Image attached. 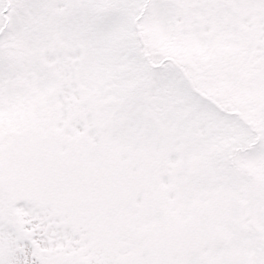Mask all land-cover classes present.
Returning a JSON list of instances; mask_svg holds the SVG:
<instances>
[{
  "label": "snow or ice",
  "instance_id": "6c2138e0",
  "mask_svg": "<svg viewBox=\"0 0 264 264\" xmlns=\"http://www.w3.org/2000/svg\"><path fill=\"white\" fill-rule=\"evenodd\" d=\"M0 264H264V0H0Z\"/></svg>",
  "mask_w": 264,
  "mask_h": 264
}]
</instances>
